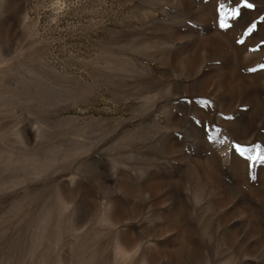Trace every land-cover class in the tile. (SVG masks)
<instances>
[{"label": "rangeland", "instance_id": "1", "mask_svg": "<svg viewBox=\"0 0 264 264\" xmlns=\"http://www.w3.org/2000/svg\"><path fill=\"white\" fill-rule=\"evenodd\" d=\"M247 2L0 0V264H264Z\"/></svg>", "mask_w": 264, "mask_h": 264}, {"label": "snow or ice", "instance_id": "2", "mask_svg": "<svg viewBox=\"0 0 264 264\" xmlns=\"http://www.w3.org/2000/svg\"><path fill=\"white\" fill-rule=\"evenodd\" d=\"M243 3L248 8L254 7V5L251 4V3H248L247 0H243ZM220 8H223V5L222 4L220 5ZM232 15L235 17L236 15H238V12L234 9L233 12H232ZM220 27L224 28V27H227V25L225 23H223V21H221L220 22ZM255 28H256V24L253 23L246 30L245 35L251 33ZM240 42L242 43L243 41H240ZM262 67H264V66H262ZM209 140H214V137L209 136ZM220 143H223V141H220ZM233 148H234L235 152L238 153L241 157H246L247 160L252 161L253 163L264 164V155H261V153L259 151H256V154L255 155L248 156L247 155L248 152H249V149L248 148L243 147V146H241L238 143L237 144H234L233 145ZM259 148H260V145H256L255 146V149L258 150ZM251 167H252V164H249V168H251Z\"/></svg>", "mask_w": 264, "mask_h": 264}]
</instances>
